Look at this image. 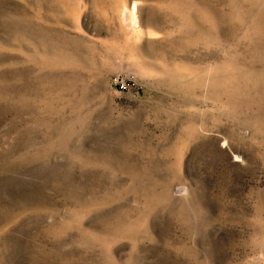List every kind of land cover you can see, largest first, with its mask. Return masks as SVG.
<instances>
[{
	"label": "rangeland",
	"instance_id": "1",
	"mask_svg": "<svg viewBox=\"0 0 264 264\" xmlns=\"http://www.w3.org/2000/svg\"><path fill=\"white\" fill-rule=\"evenodd\" d=\"M0 264H264V0H0Z\"/></svg>",
	"mask_w": 264,
	"mask_h": 264
},
{
	"label": "built area",
	"instance_id": "2",
	"mask_svg": "<svg viewBox=\"0 0 264 264\" xmlns=\"http://www.w3.org/2000/svg\"><path fill=\"white\" fill-rule=\"evenodd\" d=\"M130 84L127 82H124L123 80L117 81V88L120 91H126L129 89Z\"/></svg>",
	"mask_w": 264,
	"mask_h": 264
},
{
	"label": "bare ground",
	"instance_id": "3",
	"mask_svg": "<svg viewBox=\"0 0 264 264\" xmlns=\"http://www.w3.org/2000/svg\"><path fill=\"white\" fill-rule=\"evenodd\" d=\"M127 16V15H126Z\"/></svg>",
	"mask_w": 264,
	"mask_h": 264
}]
</instances>
